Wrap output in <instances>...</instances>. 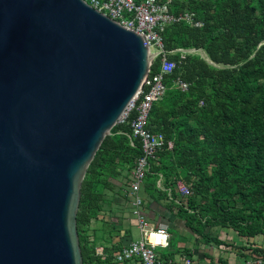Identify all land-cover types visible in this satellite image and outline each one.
Returning <instances> with one entry per match:
<instances>
[{"label":"water","instance_id":"95a60500","mask_svg":"<svg viewBox=\"0 0 264 264\" xmlns=\"http://www.w3.org/2000/svg\"><path fill=\"white\" fill-rule=\"evenodd\" d=\"M151 61L84 0H0V264H83L86 168Z\"/></svg>","mask_w":264,"mask_h":264},{"label":"trees","instance_id":"16d2710c","mask_svg":"<svg viewBox=\"0 0 264 264\" xmlns=\"http://www.w3.org/2000/svg\"><path fill=\"white\" fill-rule=\"evenodd\" d=\"M184 10L192 11L201 25L182 21L162 31L166 51L184 52L169 55L176 66L165 75L166 92L153 103L148 122L172 145H165L151 163L139 193L143 205L160 203L202 243L227 246L231 242L211 236L208 227H226L246 239L264 236V0L172 1V12ZM190 48L204 55L186 51ZM149 69L159 71V56ZM177 79L186 82L187 89H180L174 83ZM130 131L129 121L116 123L86 168L76 215L83 264H111L113 252L123 246L102 244L107 254L102 260L95 254L99 243L95 226L91 233L89 228L104 211L105 202L124 205V214L132 211L130 197L126 193L119 197L126 183L116 186L113 181L120 175L118 165L129 172L141 153L137 140L130 144L126 134ZM159 173L165 189L157 186ZM178 178L192 187L187 207L173 200L178 197L173 190ZM105 189L112 190L118 202L105 198ZM114 219L119 218L108 221ZM124 232L129 234V229ZM240 249L250 250L246 255L241 252L245 260L261 259L264 264L262 247ZM178 250L171 238L161 255L172 258ZM182 252L191 257L187 248ZM205 255L213 262L210 254ZM218 263L229 264L224 257Z\"/></svg>","mask_w":264,"mask_h":264},{"label":"built area","instance_id":"2783aa9c","mask_svg":"<svg viewBox=\"0 0 264 264\" xmlns=\"http://www.w3.org/2000/svg\"><path fill=\"white\" fill-rule=\"evenodd\" d=\"M84 1L119 25L139 34L147 45L152 60L156 56L160 57L159 71L150 73L149 69L143 79L142 86L128 103L117 122L129 121L131 131L126 134L130 144L133 145L134 140H137L141 149V153L136 157L129 175L124 180L131 198L132 213L137 221L139 237L115 250L112 254L111 264H125L130 261H135L137 264H219L218 260H213V262L209 260L197 261L189 256H183L180 259L163 257L157 248L167 249L171 234L165 226L155 225L146 217L143 211V198L139 193L144 178L150 171L151 163L157 161L158 154L164 149L165 145L167 147L172 145L170 141H165L162 133L153 132L148 123L153 103L160 100L166 92L164 77L166 74L171 73L176 66V61L170 59L169 55L176 50L184 52L183 49L166 51L163 47L161 33L166 26L173 23L183 21L189 25L200 26L201 22L195 19L192 11L172 12L173 0ZM189 52L191 51L189 50ZM174 83L182 90L187 89V83L180 79H177ZM158 175L157 186L161 187L162 175L160 173ZM166 190L169 198L173 199L171 188L167 187ZM173 190L178 196L173 200L187 207V198L192 194L191 185L182 178H178L175 181ZM162 226L165 227L169 236L167 247L151 245L147 239L148 234L152 230L158 231ZM95 254L102 260L107 257L101 245H96ZM244 264H261V259H248Z\"/></svg>","mask_w":264,"mask_h":264},{"label":"crops","instance_id":"0c3cea01","mask_svg":"<svg viewBox=\"0 0 264 264\" xmlns=\"http://www.w3.org/2000/svg\"><path fill=\"white\" fill-rule=\"evenodd\" d=\"M128 175L129 174H127V176ZM122 177H123V175L120 174L116 177L117 179H113L114 183H116V186H117V184L119 185L118 180L121 179ZM125 179L126 178H124V180ZM161 185H162V182H161ZM120 188H121V191H120L121 194L119 195V197H122V195H124L125 193H126L125 195L129 196L127 189H124L122 186ZM109 192H112V190H108V189L104 190V193H106V194ZM128 202H129L128 204L131 205V201L129 200ZM121 207L124 208V205H121ZM143 211H144L145 215L148 217V219H150V221L155 225H159V224L163 225L167 228L168 231H169V229H174L176 232L177 231L180 232L182 230V232H180V234L183 235V240L179 239V241L177 243V248H179V250L177 252H175V254H173L172 258H174V259H180L183 256H186V254L183 253L182 251H183V249L187 248L191 252V257L196 259L197 261L209 260L208 257H206V255H205V253H208L213 257L214 261L218 260L219 257H224L227 259L229 264H243L245 257H243V255H241L242 251L240 252L237 250L238 249L237 246H241L242 242L243 243L245 242V244L248 245L247 241H249V242H251L252 246L253 245L254 246L255 245L260 246L264 249V236H262V235H258L256 237H251V238L246 239L245 237L238 236L236 232L232 231L229 228L214 227L215 233H218V238H220L222 240H227V241L231 242V244L233 241L234 246L232 247V249L229 248L231 245H227L225 248H222L223 247L222 245H220L219 247L214 246V252H212V250L210 248H205L208 246H205L204 243L200 242V244H197L196 243L197 239L193 238V236H192L193 234L191 232H188L189 229L183 224L182 220H180L177 216H175V214L173 212L169 211L166 207H164L160 203L153 202L150 205H148V207H146V205H143ZM103 213H104V211L101 212V215ZM124 216H125L126 221L128 222V226H127L128 228L127 229H129V240L125 244H122V245H126L132 239H137L139 237V231L137 228V221L135 220L132 211H130L129 214L128 213L124 214ZM124 216H123V218H124ZM100 217H102V216H100ZM171 221H173V222H171ZM170 234L172 235L171 232H170ZM228 238H231L232 241L229 240ZM233 248H234V250H233ZM165 250H167V249H165ZM248 251L249 250H244L243 252L247 254ZM244 253H242V254H244ZM125 264H137V263L135 261H130V262H127Z\"/></svg>","mask_w":264,"mask_h":264},{"label":"rangeland","instance_id":"374dc122","mask_svg":"<svg viewBox=\"0 0 264 264\" xmlns=\"http://www.w3.org/2000/svg\"><path fill=\"white\" fill-rule=\"evenodd\" d=\"M152 49L154 50V48H152ZM189 50L191 52L200 53V54L204 55L203 51H201V50L197 51L195 49L190 48V49H187L186 51H189ZM118 168L120 169V174L123 175V177L118 180V183H119V185H122L123 182H124V178L127 177V174H129V172L126 171V166L125 165H118ZM119 185L117 184V186H119ZM161 187H164V186H161ZM191 189H192V187H191ZM114 196H115V194L113 193V191L109 192L107 194L105 193V198H108V199H110L112 201L114 200V202H115V201H117V199H116L117 197H114ZM103 210H104V213L102 215L100 214V216H102V217H99V219L97 221L92 223V227L89 228V233H91L90 230L92 228H94V226H95L96 233L99 236V238H98V242L99 243L97 245H101L102 246V244H103L105 246L116 247L118 245L125 244L129 240V234H126L124 232V230H126L128 228L127 227L128 226V222L126 221L125 216H124L125 211H124V213H122L124 208L121 207V204H119V202L116 203V204L114 203V206L112 204L110 205L108 202H105ZM121 216L122 217L124 216V218L120 219ZM114 217H118L119 219L118 220L114 219L113 221H108L109 218H114ZM101 220H104V221L106 220V222H107L106 224L107 225L103 224ZM171 222H173V221H171ZM112 226L114 227V230L110 231V227H112ZM207 230H208V232H209V234L211 236H213V237L215 235L218 236V233H215V231H214L215 230L214 227H208ZM169 231L172 233L171 238L174 239L176 244L178 243L179 239L183 240V235L180 234V232H182V230L180 232L179 231L176 232V231H173V229H169ZM188 232H191V231L188 230ZM192 236H193V238L197 239L196 243L200 244L201 239L195 234H193ZM92 237L93 236L91 234L90 238L92 239ZM228 239L231 240V238H228ZM247 242H248V245L245 244V242L244 243L242 242V245L251 247L252 246L251 242H249V241H247ZM205 246H208V247H205V248H210L212 250V252H214V246H216V245H214V243L212 242L210 244L209 243L205 244ZM222 246H223L222 248L226 247V245H222ZM233 246H234V243L232 241V244H231V246L229 248L232 249ZM241 246H237V248H238L237 250L240 251V252L242 251L240 249ZM157 250L159 252L166 251L165 249H162V248H157ZM233 250H234V248H233ZM248 252H250V250ZM248 252H247V254H249ZM244 254H246V253H244ZM246 260H248V259H246ZM246 260H244V262H246ZM244 262H243V264H244Z\"/></svg>","mask_w":264,"mask_h":264},{"label":"clouds","instance_id":"9594fccd","mask_svg":"<svg viewBox=\"0 0 264 264\" xmlns=\"http://www.w3.org/2000/svg\"><path fill=\"white\" fill-rule=\"evenodd\" d=\"M148 242L153 246L167 247L168 233L165 227H161L158 231L152 230L147 236Z\"/></svg>","mask_w":264,"mask_h":264}]
</instances>
